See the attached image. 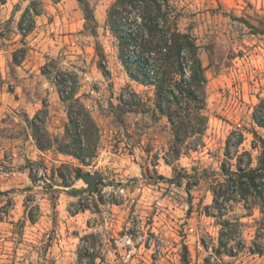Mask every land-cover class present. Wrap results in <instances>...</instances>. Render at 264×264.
<instances>
[{
	"label": "rangeland",
	"instance_id": "374dc122",
	"mask_svg": "<svg viewBox=\"0 0 264 264\" xmlns=\"http://www.w3.org/2000/svg\"><path fill=\"white\" fill-rule=\"evenodd\" d=\"M88 2L95 23L77 0H0V264H79V253H92V264H181L183 246L190 264H202L218 245L220 227L207 208L227 137L254 128V108L264 101V0H170L207 80L204 146L170 165L173 134L156 112V89L130 78L107 26L115 0ZM29 6L41 14L23 37L19 23ZM22 48L16 65L13 54ZM45 64L77 75V97L100 130L98 157L82 167L98 175L96 192L74 180L82 193L72 195L56 171L80 163L36 147L28 123L36 113L46 109L45 128L54 137L68 123ZM177 176L182 185L170 181ZM248 214L242 204L229 214L244 224L247 247L235 258L222 256L225 264H264V255L249 251L260 214Z\"/></svg>",
	"mask_w": 264,
	"mask_h": 264
},
{
	"label": "trees",
	"instance_id": "16d2710c",
	"mask_svg": "<svg viewBox=\"0 0 264 264\" xmlns=\"http://www.w3.org/2000/svg\"><path fill=\"white\" fill-rule=\"evenodd\" d=\"M77 1L83 7L86 20L95 23L88 0ZM31 10L32 7L29 6L19 23V31L23 37H27L33 29V15L41 14H32ZM106 22L119 42L118 57L130 78L156 89V112L167 119L173 134L165 162L170 165L184 151H197L204 146L203 137L207 129L205 70L194 39L179 30L170 0H115L107 11ZM25 53L24 48L15 51L13 62L20 65ZM43 73L53 76L60 100L67 107L68 123L64 134L56 137L50 135L45 128L46 109L36 113L28 123L40 152L54 150L80 163L81 166L77 167L63 164L56 171L62 186L72 188L71 193L76 196L82 190L73 188V182L83 180L87 172L82 167L91 166L98 157L100 130L77 97V75L53 64H45ZM120 103L121 106H128L125 97L121 98ZM252 119L254 128H235L227 137L224 149L226 160L221 165L219 175L221 180L212 186L213 203L207 208V215L217 219L220 227L218 245L212 248L202 264H225L222 256L235 258L247 247L244 224L238 217L229 218L237 204L243 205L249 217L252 216L253 208L258 210L260 217L255 220L257 228L249 251L264 255L263 100L254 108ZM247 134L252 136L249 149L244 147ZM64 168L66 171H63ZM38 173L36 170L34 175ZM181 179L177 176L170 181L182 185ZM30 220L35 222L32 216ZM78 256L79 264H85L84 257L90 261L88 264L93 263L92 253H79ZM181 264H190V254L186 246H183Z\"/></svg>",
	"mask_w": 264,
	"mask_h": 264
},
{
	"label": "water",
	"instance_id": "95a60500",
	"mask_svg": "<svg viewBox=\"0 0 264 264\" xmlns=\"http://www.w3.org/2000/svg\"><path fill=\"white\" fill-rule=\"evenodd\" d=\"M98 175H85L83 181L89 186L90 191L96 192V183Z\"/></svg>",
	"mask_w": 264,
	"mask_h": 264
}]
</instances>
